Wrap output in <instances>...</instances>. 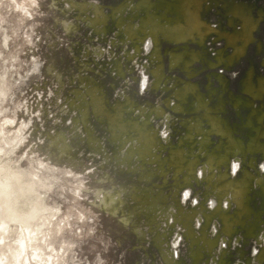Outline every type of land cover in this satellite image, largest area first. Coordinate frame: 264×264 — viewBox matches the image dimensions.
<instances>
[{
    "label": "rangeland",
    "instance_id": "obj_1",
    "mask_svg": "<svg viewBox=\"0 0 264 264\" xmlns=\"http://www.w3.org/2000/svg\"><path fill=\"white\" fill-rule=\"evenodd\" d=\"M181 1L0 0V264H264V0Z\"/></svg>",
    "mask_w": 264,
    "mask_h": 264
},
{
    "label": "bare ground",
    "instance_id": "obj_2",
    "mask_svg": "<svg viewBox=\"0 0 264 264\" xmlns=\"http://www.w3.org/2000/svg\"><path fill=\"white\" fill-rule=\"evenodd\" d=\"M202 2H203V0H182L181 1V9H182V11L184 13L186 21L189 24L187 26H189V29H192V31L193 30H197V31L201 32L203 30L202 29L203 28L202 21L200 19V9H201ZM231 12H233L235 17H240L244 21V23H243L244 24V26H243L244 29H243V31L241 33L228 36L229 37V45H235L239 41L243 42L242 48H238L237 51H236L237 56L240 57L241 54L243 53L244 49L247 47L248 43L252 39V37H249V30L253 27V22H251V20L245 18L244 15H243V11L240 10L239 7H237V6L231 8ZM189 29H188V31H189ZM0 186H2V185L0 184ZM9 188H10V186L6 185V186H4L1 189L0 198L3 195L9 194V192H8ZM9 198L6 199L7 205H8L7 209L10 208ZM10 215H13V214H9V216Z\"/></svg>",
    "mask_w": 264,
    "mask_h": 264
},
{
    "label": "flooded vegetation",
    "instance_id": "obj_3",
    "mask_svg": "<svg viewBox=\"0 0 264 264\" xmlns=\"http://www.w3.org/2000/svg\"><path fill=\"white\" fill-rule=\"evenodd\" d=\"M227 2V1H226ZM205 4V3H204ZM204 4H202V6H204ZM235 6H237V7H239V9L240 10H242L243 12H244V10H248V12H247V19H248V16L250 17V14H249V8L247 7V6H245V5H242V4H238V5H233L232 7H230V8H228V10L231 12V8H233V7H235ZM205 7V6H204ZM203 7V8H204ZM232 14H233V12H231ZM234 15V14H233ZM235 16V15H234ZM242 19V18H241ZM250 20H251V17L249 18ZM251 22H253L254 24H257L256 22H254L253 20H251ZM230 23H233L232 22V20H230ZM244 23V21H243V19H242V24ZM262 23H263V21H262ZM243 26H244V24H243ZM242 26V27H243ZM261 26V25H260ZM257 27V26H256ZM215 29V28H214ZM243 29H244V27L242 28V29H240V30H237V31H235L234 33H228V32H221V31H219V30H216L215 29V33L217 34V36H218V38L219 39H221V37H225L224 39H222V40H224V41H227V44L229 45V37L228 36H230V35H235V34H239V33H241L242 31H243ZM252 29V28H251ZM256 29V28H255ZM255 29L253 30V39H254V31H255ZM214 33V32H213ZM221 33V34H220ZM212 34V33H211ZM252 39V40H253ZM238 43V42H237ZM236 43V44H237ZM252 43V41H250L249 43H248V45H247V47L244 49V51H243V53L241 54V56L240 57H244L246 54H247V50H249L250 49V47H251V44ZM229 45V46H233L234 47V52H233V55L231 56V58L230 59H232L233 61L235 60V59H239L240 57H238L237 56V54H236V51H237V47H239V46H241L242 44H243V42L242 41H240V43H238L237 45ZM255 44V43H254ZM230 59H229V61H230ZM251 71H253V74H254V68L253 67H251L250 69H249V71H248V73H250ZM253 74H252V76H253Z\"/></svg>",
    "mask_w": 264,
    "mask_h": 264
}]
</instances>
